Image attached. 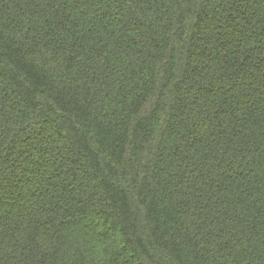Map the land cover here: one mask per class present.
<instances>
[{
	"label": "trees",
	"instance_id": "obj_1",
	"mask_svg": "<svg viewBox=\"0 0 264 264\" xmlns=\"http://www.w3.org/2000/svg\"><path fill=\"white\" fill-rule=\"evenodd\" d=\"M0 264H264V0H0Z\"/></svg>",
	"mask_w": 264,
	"mask_h": 264
}]
</instances>
